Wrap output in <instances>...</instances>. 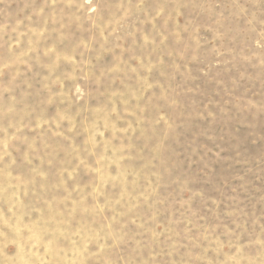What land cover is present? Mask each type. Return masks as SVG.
Wrapping results in <instances>:
<instances>
[{"label": "rangeland", "instance_id": "obj_1", "mask_svg": "<svg viewBox=\"0 0 264 264\" xmlns=\"http://www.w3.org/2000/svg\"><path fill=\"white\" fill-rule=\"evenodd\" d=\"M0 264H264V0H0Z\"/></svg>", "mask_w": 264, "mask_h": 264}]
</instances>
